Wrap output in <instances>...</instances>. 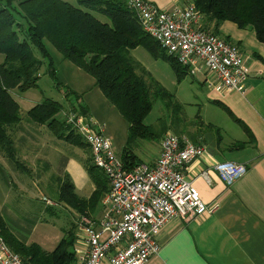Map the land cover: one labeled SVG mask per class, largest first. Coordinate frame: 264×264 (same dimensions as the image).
<instances>
[{
  "label": "trees",
  "instance_id": "trees-1",
  "mask_svg": "<svg viewBox=\"0 0 264 264\" xmlns=\"http://www.w3.org/2000/svg\"><path fill=\"white\" fill-rule=\"evenodd\" d=\"M77 2L86 10L73 7L62 0H0V149L6 159L15 164L14 167L23 174L29 170L25 162L18 160L16 152L19 149L13 144L19 130L25 131L27 128L36 132V128L43 127L58 142L78 149L85 157L80 161L81 167L94 190L88 199L78 197L73 192L74 187L69 176L60 173V170L55 179L48 180L52 181L51 193L56 203L51 201L53 205H46L44 210L56 213L53 208L59 204L80 216L88 217L108 193L109 184L103 173L92 164L88 147L58 117L63 111L86 115L83 106L77 104L64 107L56 101L45 99L33 105L22 120L19 104L10 93H23L37 87L40 66L44 62H48L49 66L52 64L46 49V45H49L65 61L95 81L106 102L115 108L117 115L128 125L127 142L120 161L124 169L130 171L141 165L133 152L137 151L138 143L151 142L156 135L144 124L153 102L150 101L149 88L141 77L136 76L133 65L129 63V50L145 47L154 55L157 50L178 77L185 75L187 71L167 57L159 50L158 44L147 37L124 1ZM190 2L202 16L203 30L216 35L219 26L228 22L240 31H252L256 40L264 44V0ZM92 13L103 17L108 23L101 22ZM50 72L52 76L53 70ZM161 94L162 98L166 96L163 89L155 86L154 97L158 100ZM71 95L68 92L66 99ZM179 111L178 108L174 112ZM198 124L202 125L201 122ZM182 134V130L175 133L176 136L185 137ZM68 155L75 157L73 153ZM7 220L0 210V239L23 264H75L72 256V246L76 240L75 223L63 232L57 246L47 253L39 245L27 244L24 240L26 238L19 234L27 230L14 229ZM28 233L27 231L26 234Z\"/></svg>",
  "mask_w": 264,
  "mask_h": 264
},
{
  "label": "crops",
  "instance_id": "crops-1",
  "mask_svg": "<svg viewBox=\"0 0 264 264\" xmlns=\"http://www.w3.org/2000/svg\"><path fill=\"white\" fill-rule=\"evenodd\" d=\"M149 2L158 10L167 11L174 6L190 3V0H149ZM216 35L223 40H228V43L239 50L245 61L247 77L241 83L240 92L218 94L206 87L204 102L206 107H215L221 112V116L223 115L221 120H224L225 115V119L227 118L238 128L241 136L237 137L233 143L223 146L218 125L213 121H203L201 115L199 121L202 126L213 130L217 138L207 140L198 127L190 131L188 135L182 134L192 143L203 145L207 149L201 159L192 161L186 168L185 175L197 191L199 200L205 205L213 206L214 210L209 215L198 219L185 221L173 219L163 225L157 239L159 251L147 264H264V44L256 40L252 31H240L228 22L219 26ZM46 46L50 57H55L54 53L57 52ZM1 60L0 57V62ZM62 65H66L65 72L71 76L67 86H70L71 94L74 93L70 96L71 98L69 97L66 107L80 104L86 115L95 122L103 124L105 135L111 142L112 151L120 160L127 142L128 127H124L125 125L114 115L115 108L106 102L94 80H88L72 66ZM199 75L205 80L204 73L196 76ZM14 144L16 145V142ZM159 144L160 142L154 148V153L150 155L148 162H141V164L151 165L156 160L160 152ZM19 145H27L26 148H31L35 144L19 143L16 148H20ZM141 147L139 142L137 151ZM137 151H133L136 156L139 153ZM73 154L75 157L62 158L60 173L69 176L74 187L73 192L78 197L88 199L94 186L84 168L81 167L80 161L85 157L77 152ZM222 163L243 165L245 172L231 185L226 186L212 170L215 164ZM49 164L46 162L47 167ZM1 167L0 170L10 177L11 171L5 164L1 163ZM205 172L208 180L200 176ZM83 187H89L85 195L80 193ZM0 196L1 206L5 208V211L8 208V211L15 213L16 209H21L16 208V203L23 197L22 195L19 197L14 194L11 201L8 200V191L5 194L1 193ZM103 198L88 217L96 221L101 218L104 212L101 204ZM40 209L41 213L43 210ZM67 209L70 221L62 222L61 225L54 224V227L48 230L46 226L43 229L39 228L41 221H34L36 220L34 218L31 219L33 224L26 229L29 232L28 235L25 231L20 232V236L24 238L27 235L24 239L27 244L39 245L47 253L52 251L60 242L63 232L72 227L76 217L79 216L73 210ZM49 215L57 214L51 212ZM24 218L14 215V229L25 230ZM20 221L24 225L20 224ZM76 233L75 230V236ZM75 242L72 246L73 254Z\"/></svg>",
  "mask_w": 264,
  "mask_h": 264
},
{
  "label": "built area",
  "instance_id": "built-area-1",
  "mask_svg": "<svg viewBox=\"0 0 264 264\" xmlns=\"http://www.w3.org/2000/svg\"><path fill=\"white\" fill-rule=\"evenodd\" d=\"M122 1L147 37L185 68L186 74L204 73V86L218 94L241 91L247 77L243 56L232 44L202 29V16L192 3L162 11L149 0ZM60 114L67 128L88 147L92 164L109 184L101 218L76 217L75 264H147L159 251L157 239L163 225L173 219H198L214 210L199 200L185 175L192 161L206 154L203 145L167 133L161 137L159 155L151 165L126 171L112 151L103 124L84 114ZM212 170L229 186L244 174L245 166L222 163ZM200 176L208 180L206 172ZM0 264H23L1 239Z\"/></svg>",
  "mask_w": 264,
  "mask_h": 264
},
{
  "label": "rangeland",
  "instance_id": "rangeland-1",
  "mask_svg": "<svg viewBox=\"0 0 264 264\" xmlns=\"http://www.w3.org/2000/svg\"><path fill=\"white\" fill-rule=\"evenodd\" d=\"M62 1L69 3L73 7L86 10L77 2L79 0ZM93 15L101 22L108 23L103 17L96 14ZM54 54L55 57H51V66L48 65V62H44V64L40 66L39 79H37V87L35 89H30L23 93H18L17 91L16 93L15 91L10 93L19 104L20 119L23 120L26 112L31 109L33 105L39 104L45 99L56 101L64 107L68 105L67 103L70 99H66L65 95L68 94V92L71 93L70 86H67V83L71 80V76L65 72L66 69L64 66L66 65L62 64H67L69 67H71L72 64L65 61L59 54ZM128 59L130 61L129 63H131L135 69L136 76L141 77L147 88H149L151 93L150 101L153 102L152 110L145 118L144 124L151 129L156 137L151 142H140L142 147L138 149L137 152L139 153L137 156L141 162H148L150 155L154 153V148L161 142V137L167 133L175 135L177 131L182 130L183 133L188 135L190 131L198 127L207 140L216 139L217 137L213 130L206 129V127L198 124L200 122V115L203 117V121H213V123L218 125L220 131L219 136H221L223 146L233 143L237 137L241 136L238 128L231 121H228L227 118L225 119V115L224 120H221L223 115L221 116V112L217 108L205 106L204 92L206 86H204L205 80L203 76L191 77L189 74H185L181 77L179 75L178 77L169 63L159 55L157 50L156 55H154L151 50H147L145 47L129 50ZM72 67L79 70L80 74L85 76L88 80H93L82 70L74 66ZM50 70L54 72L52 76ZM155 86L165 91L166 96L164 98H162V94L159 95L160 99L158 100L154 97L153 92ZM72 94L74 93L72 92ZM178 108L180 109L179 113L174 112ZM113 110L115 112L114 115L125 125L124 127L127 128L128 125L126 122L119 117L120 115H117L115 109ZM61 116L62 114H59L58 117L62 121L63 119ZM166 129L168 130L164 133ZM34 131L36 132L29 131L27 128L25 131L19 130L15 138L16 145L27 142L35 144L31 148H26L27 145L18 146L20 147L18 148L19 151L17 150L16 152L19 157L18 160L25 162L29 170L24 172V174L14 167L15 164L6 159L0 149V169L2 168L1 163H3V165L5 164L7 169L11 171L9 177L4 171L0 170V194H5L8 191V200L12 199L14 194L19 197H21L20 195L23 196L16 203V208L22 209H16L18 213L8 211V208H6L5 211V208L1 206V196L0 209L12 227L14 215L16 214L20 218L25 217L23 219L26 221L24 226L25 230L28 226L33 224V220H31L33 218L38 219V222L41 221V227L39 228L43 229L46 226L45 228L50 230L54 227V224L61 225L62 222L70 221L68 220L70 219V215L67 212L68 209L59 204L54 205L55 207L53 208L57 214L56 216H51L44 210L45 207H43V205H47L44 198H48L50 201L56 203V199L53 193H51L52 181L49 182L46 180L47 178L48 180H53L59 174L61 170L60 166L63 162L62 158L69 156L68 154L73 152H77V154L81 155V152L78 149L70 148L63 142H58L46 128L39 127ZM46 162L50 163L48 167L46 166ZM47 170L49 172H47ZM1 172L3 173L2 177ZM49 186L51 187L49 188ZM88 189L89 187H83V190L80 191L81 195H85ZM39 209L43 211L40 213ZM22 223L23 222L20 221V224ZM39 230L40 229H38V231ZM26 236L27 235H25V238Z\"/></svg>",
  "mask_w": 264,
  "mask_h": 264
}]
</instances>
